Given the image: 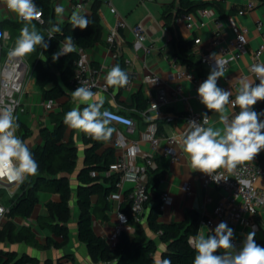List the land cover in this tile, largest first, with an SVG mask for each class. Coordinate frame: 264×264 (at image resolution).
Instances as JSON below:
<instances>
[{"label": "crops", "instance_id": "obj_1", "mask_svg": "<svg viewBox=\"0 0 264 264\" xmlns=\"http://www.w3.org/2000/svg\"><path fill=\"white\" fill-rule=\"evenodd\" d=\"M77 1L84 3V9L81 14H87L94 2H97L96 9L100 17L102 25V37L101 41L94 47L86 49V53L91 61V64L96 68L102 78L105 81L107 72L112 66L119 64L120 67L126 71L130 77H136L132 85L128 88L109 87L108 92H96L105 101L104 109H111L126 115L132 116L136 122V131L129 135L130 140H135L138 143L139 148L145 155L152 153L149 142L144 138L145 129L147 127V121L142 118L140 110L137 108L136 94H141L146 101V109L149 102L155 96V90L150 85L144 83L143 77L152 72L162 77L165 86L170 93L175 85L179 84L183 87V96L187 100L179 99L172 102L163 111L165 115L171 114L172 121L166 122L163 119L156 121L159 144L157 151L154 153V158L162 157V150L168 145V137H180L185 129V116L188 110L199 111L207 113L210 116L209 126L213 128H221V122L219 116L215 112H210L205 108L200 101L195 100L193 83L190 80L178 81L175 74V69L172 66V61H176L174 54L176 49L171 43L172 37L180 38L183 41H190L191 45L186 51L187 54L200 55L205 51V48L209 45L213 33L221 34L226 40L231 37V32L228 29L226 23L227 15H235L236 11L245 5L244 0H192L195 2H214L216 5L209 6L215 12L214 15L208 19L207 24L202 29L188 30L183 22L175 23L173 26V33H171L164 25V20L161 17L164 5L174 1V10L177 8L178 0H111V4L115 7L119 15L124 19L126 27L120 31V39L116 41L113 46L106 43L105 37L113 24V17L109 14L107 8L108 0H51V14L54 23L63 24L69 20L72 12V6ZM254 4L252 10L244 14L243 16H237V23L247 29V52L240 60H231L229 55L226 57L228 62L227 77L231 84L230 90L232 96L236 95V89L238 87V80L240 78L247 77L254 81L249 73V64L252 60L253 51L262 43L264 40L255 29V23L258 20L264 18V0H251ZM61 6L65 9L62 19L58 18L55 8ZM0 22H5L8 26V30H4L9 35V40L12 44L2 41V46L6 48H13L17 37L19 36L20 29L24 26L21 21L14 13L7 11L3 7V2L0 1ZM36 30L41 33V29L38 23L32 22ZM136 24H141L146 32L147 39L143 44H136L132 35V28ZM3 32V33H4ZM196 38L200 39L198 44L194 43ZM151 46L153 50L150 53H145L144 48ZM231 50V47L229 48ZM211 54H215L217 59H222L216 54L213 49L210 51ZM29 63L28 58L24 57ZM261 60L264 63V51L261 55ZM177 62V61H176ZM181 65V64H179ZM212 68L205 64H200L196 69H191L193 74L202 78L208 77ZM33 73V70H32ZM34 74V73H33ZM26 81V80H25ZM33 91L28 93L25 100V107L23 113L18 117V122H22L26 125L29 130V135L25 138H21L29 148H33L35 145H42V139L39 131L41 127H47L52 129L53 125L50 123L49 114L46 113L42 107V97L39 90L36 88L33 80ZM71 91L69 87H65ZM28 92V91H26ZM66 92V91H65ZM69 101L71 103V109L77 107L78 102L73 101L71 96L66 92L57 103ZM254 110H257V103L254 105ZM54 112V111H53ZM225 112L231 117L234 112L238 113L239 108L232 109L230 105H226ZM264 120V117H260ZM116 129L110 140L105 143V146L112 147V139L117 132H124V128L112 123L111 125ZM69 138L75 143L77 148V161L74 171L69 174V186H70V209L71 216L67 222L69 229V240L60 248H45L46 240L51 235L48 229L40 223V219L47 216L48 211L46 204L50 201L56 202L59 197L54 194L47 192H37V201L32 208L31 213L28 216H13L11 218L6 217L2 226L6 222H10L13 226V234H17L18 231L25 227L30 232V239L34 244H25L20 241L12 243L0 242V250L3 251H15L18 255L23 253L30 257L36 258L39 264H110L106 262L94 263L88 253L86 246L78 240L77 237V217H78V203H77V173L82 167L83 162V151L84 146L81 139V131L74 130L68 126L64 130V140L67 141ZM182 140H179L175 144V148L179 151L180 156L178 160L171 161L164 159L163 162L166 167V174L160 183L157 185L154 193L159 196L162 192H168L171 196V201L163 211L160 213L158 221L160 223H172L180 222L183 220L185 212L195 211L199 218L212 217V211L217 201H219L225 192L217 188H209L204 190L201 188L199 183V174L201 172L194 171L190 167L189 160L186 154L182 150ZM113 148V147H112ZM114 150V149H113ZM120 150H114V155H119ZM261 155L264 154V150H261ZM256 158V157H254ZM143 160L138 157L133 165L141 166ZM148 184L153 185V177L149 174ZM131 181H125L121 187L115 188V190L109 195L108 200L110 202V209L107 211L108 218L106 220L94 219L92 227L94 232L104 238L109 247L114 249L118 240V236L115 235L114 230L118 225V214H121L120 207L128 208L129 200L128 193L132 187ZM185 186L191 188V195H187L185 192ZM153 193L151 197L153 199ZM94 201L96 196L93 197ZM209 199V201H208ZM151 200L150 204L145 209L144 220L142 225L145 228L147 236L156 242V253L155 259L158 264L161 261V255L166 251V245L159 241L157 233L152 232L145 224V218L149 211V206L153 204ZM255 221L257 222L259 229L255 232L254 239L262 244L264 247V213L259 214ZM201 228V227H200ZM199 228V229H200ZM202 231L207 235V228H202ZM127 234L132 237L134 230L126 231ZM238 238L244 240L246 236L252 232L249 228L238 226L235 230ZM59 240V238H57Z\"/></svg>", "mask_w": 264, "mask_h": 264}, {"label": "trees", "instance_id": "obj_2", "mask_svg": "<svg viewBox=\"0 0 264 264\" xmlns=\"http://www.w3.org/2000/svg\"><path fill=\"white\" fill-rule=\"evenodd\" d=\"M51 0H34L43 11L42 21L38 23L41 34L45 36L48 48L43 49L40 46L29 56L28 61L32 66L34 73V83L39 90L42 100L53 99L58 101L66 94L64 88L74 70V61L77 53L74 51L68 55L61 56L53 62L52 56L60 47V42L64 37L71 35L76 47L90 49L101 41L102 25L96 9V3L92 5L87 15L90 24L84 29H72L68 21L59 24L62 34H55L51 40L47 39V30L55 24L51 14ZM215 6L214 2H195L192 0H178L177 8L174 10V1L165 4L161 17L164 25L173 33L175 19L181 13H195L200 8ZM34 22V21H33ZM5 22H0V33L8 30ZM9 31V30H8ZM10 32V31H9ZM2 37H0L1 43ZM176 49L177 63L186 66L188 69H196L200 65L199 56L196 54H187L186 51L191 45L190 41H183L180 38L172 37L170 40ZM137 108L145 111L146 101L141 94H136ZM84 107V105H79ZM71 110L69 101L60 102L58 110L49 114L52 129L41 127L39 134L42 139V145H35L31 148L34 159L39 168L36 175L27 177L20 183L17 191L10 199L9 210L6 217L28 216L37 201V192H47L57 195L59 200L50 201L46 204L48 214L40 219V223L50 232L46 240L45 248H60L69 240V229L67 222L71 216L70 209V186L69 174L76 166L77 148L72 138L65 141L64 130L67 125L64 124V115ZM258 113L264 112V101L257 102ZM126 115V114H125ZM130 116V115H129ZM132 117V116H130ZM264 117V116H261ZM19 129L17 135L25 138L29 135V130L22 122H17ZM81 139L84 146L82 167L77 173V237L83 243L91 260L94 263L106 262L110 264H158L155 259L156 242L149 238L145 232L142 223L135 222L131 217L129 207L122 208L120 211L126 215L127 224L134 230L130 237L126 231H122L116 243V247L111 249L107 241L98 236L92 227L94 219L106 220L107 211L110 209L109 195L115 190L116 183L119 181V174L114 173L110 176H103V172L108 170L114 162L115 155L111 146H105L107 141H97L87 134L81 132ZM264 159V154L255 156ZM155 168L149 171L153 177V185L148 184L149 199L145 204L149 206L148 214L145 218L146 227L152 232L157 233L159 241L166 245V251L161 255L163 259H170L171 264H193L195 251L189 244V237L195 236L199 230V215L195 211L185 212L184 218L180 222L160 223L159 200L154 193L157 185L165 176L167 170L162 157L154 158ZM1 191V190H0ZM153 193V199L151 197ZM96 196L94 201L93 197ZM145 215V214H144ZM59 238V240H57ZM20 241L25 244H34L30 239V232L27 228H21L17 234H13V226L6 222L0 227V242L12 243ZM262 246V244L255 240ZM263 247V246H262ZM0 264H39L36 258L23 253L18 255L15 251L0 250ZM44 264H48L45 262Z\"/></svg>", "mask_w": 264, "mask_h": 264}, {"label": "built area", "instance_id": "obj_3", "mask_svg": "<svg viewBox=\"0 0 264 264\" xmlns=\"http://www.w3.org/2000/svg\"><path fill=\"white\" fill-rule=\"evenodd\" d=\"M0 1L3 2L4 9L9 11L4 0ZM143 1L140 0V2ZM244 1L245 5L238 9L235 15H227L225 18L228 29L231 32V37L225 40L221 34L213 33L209 45L199 55L200 64L208 65L212 69L216 66V60H222L224 62V75L218 79L217 83L220 88L228 91L230 90L231 84L227 77L228 62L226 57L229 55L231 60L236 61L240 60L247 52V29L237 23L236 17L243 16L252 10L254 4L251 0ZM106 4L109 14L113 17V24L106 34L105 41L108 45L113 46L120 39V31L126 27V23L111 4V0H108ZM83 9L84 3L81 1H77L72 6V11L79 10L81 12ZM214 13L213 9L209 7L200 8L195 13H181L175 19V23L183 22L188 30H199L206 26L207 20ZM34 22L41 23L40 21ZM255 29L264 40V18L255 23ZM4 33H6V37H2V41L7 42L10 38L7 32ZM132 35L136 44H143L147 39L145 29L141 24H136L132 28ZM199 42V38L194 40L195 44ZM230 47L231 50L229 49ZM213 49L222 59H217L216 56L210 53ZM11 50V47L5 49V55L2 60L0 53V101L13 105L14 116L18 122V114L24 112L21 107V98L29 67L24 57H10L8 53ZM152 50L153 48L151 46L144 48L145 53H150ZM263 51L264 42L253 51L252 60L248 67L249 73L254 81L255 76L250 69L253 64L263 63L261 60ZM75 52L77 53V58L74 61V70L67 81V86L71 91L83 85L91 87L94 92H108L109 87H106L105 81L102 80L98 70L92 66L86 50L81 47H76ZM172 66L175 69L178 81H192L194 90L193 97L195 100L200 101L197 89L207 77H196L191 69H188L184 65H179L176 61H172ZM135 78L134 76L130 77V83L123 88L128 89ZM143 81L155 90L154 98L149 102L147 109L141 112L142 118L148 122L144 138L149 142L152 153L144 155L137 141L129 139L128 136L136 131L134 118L105 108L120 118L119 120L113 121V124L123 127L124 132H117L112 139L113 149L120 150L121 152L115 156V160L109 166L108 170L103 172V176L106 177L114 173L119 174V181L116 183V188L121 187L125 181L132 182L133 185L128 193L129 211L133 220L139 223H142L144 220L145 204L149 199V171L155 168L154 153L157 151L160 140L156 121L159 119H163L166 122L172 121V115H165L163 110L172 102L179 99L187 100L183 96V87L180 83L175 85L169 93L162 77L158 74L149 72L143 77ZM255 83L258 84L259 81L256 80ZM234 99L235 96L230 97V101ZM41 104L46 113H51L57 108V103L53 99L44 100ZM229 105L231 106V104ZM19 109L20 111H18ZM208 118V124L205 127H208L210 124L209 115ZM202 119V112L188 110L185 116L184 131L179 138L175 136L167 138L168 145L162 150V158L171 161L178 160L182 152L179 153L174 147L175 144L179 140L181 141L189 130V121L202 123ZM138 157H141L143 160L141 166L133 165ZM198 178L202 189L217 188L225 192V196L216 202L212 211V217L202 216L199 218V228L205 226L204 228L215 229L220 222H226L234 230L232 243L236 246V250H239L244 240L237 237L235 232L237 227L242 226L249 228L252 232H257L259 226L255 218L259 214L264 213V159L254 158L252 161L239 164L232 173H228L223 168L219 169L214 174V180L204 173H200ZM19 185L20 183L9 182L7 179L0 180V190L6 191L10 199H12ZM184 189L187 195H191L192 192L189 186H185ZM170 201V194L168 192H162L159 196V211H163ZM8 210V207L0 201V227L6 218ZM129 230H131V227L127 224L126 215L123 213L118 214V225L114 230L115 235L119 236L122 231Z\"/></svg>", "mask_w": 264, "mask_h": 264}, {"label": "clouds", "instance_id": "obj_4", "mask_svg": "<svg viewBox=\"0 0 264 264\" xmlns=\"http://www.w3.org/2000/svg\"><path fill=\"white\" fill-rule=\"evenodd\" d=\"M4 3L10 12L25 22L8 55L22 58L33 53L37 46L47 49L49 45L45 36L32 23H43V11L34 0H4ZM55 12L62 19L65 9L57 6ZM69 22L72 29L80 30L90 24L87 15L81 14L79 10L71 12ZM57 33L62 34L59 23L47 30V39L51 40ZM0 37H6V33H0ZM75 50L73 37L66 36L52 60L55 62ZM250 71L259 83L247 77L240 78L234 100L230 101L232 92L220 88L217 83L224 75L222 60H216V66L197 89L200 103L210 112L218 114L222 126L205 127L209 118L207 113H202V123L189 121V130L182 140V150L191 169L207 174L213 180L219 169L232 173L237 165L252 161L264 150V120L260 119L264 112L254 110L258 101H264V63L253 64ZM129 83L128 73L119 64L112 66L105 77L106 87L123 88ZM65 91L78 105L65 113L64 124L97 141L110 140L116 131L111 125L120 118L104 109V99L89 86L82 85L73 91ZM229 104L232 109L239 108V112H234L231 117L225 112ZM18 129L13 105L0 101V180L22 183L27 177L37 174L39 165L29 146L17 135ZM203 227L195 236L189 237L188 242L196 253L193 264H264V247L255 242V232H250L239 250H236L232 243L234 230L226 222H220L215 229L207 228V235L202 231ZM160 264H171V260L163 259Z\"/></svg>", "mask_w": 264, "mask_h": 264}, {"label": "rangeland", "instance_id": "obj_5", "mask_svg": "<svg viewBox=\"0 0 264 264\" xmlns=\"http://www.w3.org/2000/svg\"><path fill=\"white\" fill-rule=\"evenodd\" d=\"M7 44H9V45L12 44V41L9 40ZM13 46H15V44ZM5 47L6 46L3 47L2 44H0L1 60L3 59V56L5 55ZM31 54L27 55L26 57H29ZM28 67H29V71H28V75L26 77V81L24 83V89H23V94H22V98H21V107H23V108L25 107V100L24 99H26L28 93L32 92L33 89L35 88L33 86L34 74L32 73V66L30 63H28ZM26 91H28V92H26ZM18 111H20V109ZM19 116H21V113L18 114V117ZM0 201H1V203H3L4 205H6L9 208L10 198L8 197L7 192L4 190L0 191Z\"/></svg>", "mask_w": 264, "mask_h": 264}]
</instances>
